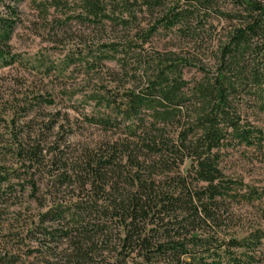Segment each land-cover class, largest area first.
Here are the masks:
<instances>
[{"label": "trees", "instance_id": "1", "mask_svg": "<svg viewBox=\"0 0 264 264\" xmlns=\"http://www.w3.org/2000/svg\"><path fill=\"white\" fill-rule=\"evenodd\" d=\"M24 1L0 0V70L17 62L10 43ZM71 1L47 6L64 9L65 21L134 29L90 60L131 55L120 68L146 85L90 92L97 108L84 119L126 137L74 162L44 136L53 118L39 130L25 120L52 98L24 96L9 108L0 100V232L11 205L20 214L0 242V264L263 259L264 228L244 230L233 213L236 203L264 201V187L227 177L220 164L227 147L264 148L253 122L264 115V0H78L70 12ZM159 30L174 34L178 51L137 53Z\"/></svg>", "mask_w": 264, "mask_h": 264}, {"label": "rangeland", "instance_id": "2", "mask_svg": "<svg viewBox=\"0 0 264 264\" xmlns=\"http://www.w3.org/2000/svg\"><path fill=\"white\" fill-rule=\"evenodd\" d=\"M48 1L25 0L18 5L20 21L15 26L10 43L17 62L0 70V100L11 102L6 104L9 108L10 105H17L24 96L31 98L40 93L52 98L53 105H41L25 120H32V126L39 130L48 118H53L52 129L44 135L47 142L57 141L69 161H82L105 141L126 137L123 127L111 133L84 119V116H92V109L97 108L89 98L90 92L102 88L113 92L115 87L143 92L146 84L140 73L133 74L130 69L125 74L120 68L121 63L130 62L128 58H132L131 55L127 59L117 57L100 63L90 60L98 45L110 40L130 39L133 28L128 35L121 27L107 22L98 25L65 21L62 16L64 9L55 11L47 6ZM73 1L75 3L68 11L79 7L78 0L71 3ZM141 24L144 26L145 22ZM175 40L173 33L159 30L149 44L136 52L148 56L168 50L178 51L176 45L179 43ZM71 60H74L73 64ZM11 108L21 113L19 107ZM253 122L264 129V115L253 119ZM222 157L220 168L227 177L242 179L245 184L257 188L264 187V148L258 151L235 145L223 149ZM35 207L32 205V210ZM18 212L19 208L11 205L1 217L0 242L9 240L7 235L17 230L14 225L20 216ZM233 214L244 230L264 228V201L236 203ZM10 229L13 231L10 232ZM255 264H264V258H258Z\"/></svg>", "mask_w": 264, "mask_h": 264}]
</instances>
